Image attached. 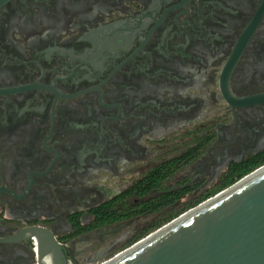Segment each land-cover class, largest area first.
Returning a JSON list of instances; mask_svg holds the SVG:
<instances>
[{"label": "flooded vegetation", "instance_id": "flooded-vegetation-1", "mask_svg": "<svg viewBox=\"0 0 264 264\" xmlns=\"http://www.w3.org/2000/svg\"><path fill=\"white\" fill-rule=\"evenodd\" d=\"M262 154L264 0H0V264L102 257L155 214L101 207Z\"/></svg>", "mask_w": 264, "mask_h": 264}, {"label": "water", "instance_id": "water-1", "mask_svg": "<svg viewBox=\"0 0 264 264\" xmlns=\"http://www.w3.org/2000/svg\"><path fill=\"white\" fill-rule=\"evenodd\" d=\"M100 264H264V164Z\"/></svg>", "mask_w": 264, "mask_h": 264}, {"label": "trees", "instance_id": "trees-1", "mask_svg": "<svg viewBox=\"0 0 264 264\" xmlns=\"http://www.w3.org/2000/svg\"><path fill=\"white\" fill-rule=\"evenodd\" d=\"M264 164V154L260 156H253L248 158L246 161L242 163H233L229 167L228 171L225 175H223L219 182L212 187L210 190L204 193H197L187 201L176 203L186 196V193L183 192H159L157 195L153 196L149 200L142 202L140 206L133 208L129 213L124 216H121L117 210H114L113 207H101L99 215H97L99 221L95 222V225H92L88 228H92L94 226H100L107 223H114L117 220H121L123 218H129L132 216H136L139 214H155V218L153 222L150 224V227L153 225H160L162 221H169L174 217L178 216L182 212L188 210L204 201L205 199L215 195L217 192L222 189L230 186L238 179L253 171L257 167ZM169 174V171H165L162 173L161 168H157L148 173L146 178L138 183L131 193L135 190L141 194H148L152 190L160 191L162 184V180L165 179ZM179 207V209H178ZM87 228V229H88ZM140 235L137 236V238Z\"/></svg>", "mask_w": 264, "mask_h": 264}, {"label": "rangeland", "instance_id": "rangeland-1", "mask_svg": "<svg viewBox=\"0 0 264 264\" xmlns=\"http://www.w3.org/2000/svg\"><path fill=\"white\" fill-rule=\"evenodd\" d=\"M194 196V194H188L186 197H184L182 199L181 202H185L188 199L192 198ZM179 209V207H178ZM183 213V212H182ZM180 215V214H179ZM177 217V216H176ZM175 218V217H174ZM152 218L150 217H141L138 220H142L143 221V225L141 228H139L131 237H129L128 239H126L125 241H123L122 243H120L116 248L112 249L111 251H109L108 253H106L105 255H103L99 260L92 262V261H84L85 264L88 263H93V264H100L101 262L113 257L116 253L124 250L125 248L129 247L131 244H133L134 242H136L137 240L145 237L146 235H148L149 233L155 231L157 228H159L160 226L168 223L169 221H162L160 225H155V226H151L150 224L153 222V220H151ZM151 220V221H150ZM172 220V219H171ZM131 226V223H130ZM140 235V237L137 238V236ZM83 263V264H84Z\"/></svg>", "mask_w": 264, "mask_h": 264}, {"label": "bare ground", "instance_id": "bare-ground-1", "mask_svg": "<svg viewBox=\"0 0 264 264\" xmlns=\"http://www.w3.org/2000/svg\"><path fill=\"white\" fill-rule=\"evenodd\" d=\"M88 264H93V263H88Z\"/></svg>", "mask_w": 264, "mask_h": 264}]
</instances>
